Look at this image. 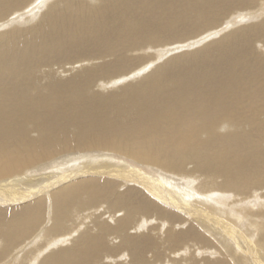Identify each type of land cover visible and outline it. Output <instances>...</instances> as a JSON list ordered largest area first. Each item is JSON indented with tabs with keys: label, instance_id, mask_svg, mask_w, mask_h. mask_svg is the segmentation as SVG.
<instances>
[{
	"label": "bare ground",
	"instance_id": "bare-ground-1",
	"mask_svg": "<svg viewBox=\"0 0 264 264\" xmlns=\"http://www.w3.org/2000/svg\"><path fill=\"white\" fill-rule=\"evenodd\" d=\"M0 264H264V0H0Z\"/></svg>",
	"mask_w": 264,
	"mask_h": 264
},
{
	"label": "rangeland",
	"instance_id": "rangeland-1",
	"mask_svg": "<svg viewBox=\"0 0 264 264\" xmlns=\"http://www.w3.org/2000/svg\"><path fill=\"white\" fill-rule=\"evenodd\" d=\"M47 221V220H46ZM46 224V223H45ZM46 226V225H45Z\"/></svg>",
	"mask_w": 264,
	"mask_h": 264
}]
</instances>
